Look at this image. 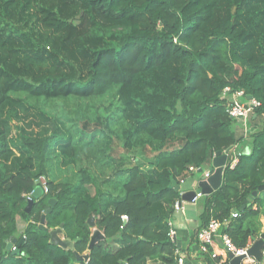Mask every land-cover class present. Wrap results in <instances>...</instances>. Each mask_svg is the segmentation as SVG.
I'll return each mask as SVG.
<instances>
[{
  "label": "trees",
  "instance_id": "obj_1",
  "mask_svg": "<svg viewBox=\"0 0 264 264\" xmlns=\"http://www.w3.org/2000/svg\"><path fill=\"white\" fill-rule=\"evenodd\" d=\"M14 23L21 27L12 33L1 26ZM225 89L259 102L247 120L259 126L249 136L250 151L227 162L221 187L203 196L196 233L212 218L236 248H245L264 219V189L239 211L264 185V0H0V244L17 238L0 264H73L74 252L88 255L80 264H174L178 247L167 221L180 197L172 182L179 185L190 167L204 168L243 139L221 98ZM13 95L110 97L123 148L150 146L155 156L148 163L135 157L127 166L106 161L115 168L101 183L86 168L72 185L48 179L26 213L27 197L46 176L54 136L19 129L14 155L4 116L19 103ZM93 138L66 142L72 154L87 155L99 147H90ZM49 199L55 204L45 227L62 225L72 251L49 244L48 231L38 228ZM90 218L105 240L89 251ZM18 220L26 224L22 234ZM205 264L214 261L205 256Z\"/></svg>",
  "mask_w": 264,
  "mask_h": 264
},
{
  "label": "rangeland",
  "instance_id": "obj_2",
  "mask_svg": "<svg viewBox=\"0 0 264 264\" xmlns=\"http://www.w3.org/2000/svg\"><path fill=\"white\" fill-rule=\"evenodd\" d=\"M1 26L9 33L14 32L12 30L15 26L21 27L15 23L11 27L7 24ZM22 28L26 32V29ZM30 32L29 29L28 33ZM12 98L19 100V103L8 105L4 110V116L11 127L12 139L16 141L12 148L14 155H19L17 148L19 143L15 139L19 129L33 135L54 136L51 151L44 161L46 176L39 179L43 188L46 187L48 179L75 184L80 168L91 170L100 182L115 168L107 169L104 165L106 161L111 160L114 165L120 162L121 165L127 166L135 157H138L140 162L148 163L155 156L150 146L135 145L129 152L123 148V141L119 137L121 129L116 123L117 105L110 97L85 102L74 99L33 100L22 95H13ZM13 109L18 111V117H14ZM90 135L95 137L90 147L93 143L99 147L90 150L92 152H87V155L80 152L77 155L72 154L70 144L66 142L67 138L71 136L75 142L81 137L82 142H85L89 141ZM108 141L111 143L109 148ZM100 170L104 173L101 174Z\"/></svg>",
  "mask_w": 264,
  "mask_h": 264
},
{
  "label": "water",
  "instance_id": "obj_3",
  "mask_svg": "<svg viewBox=\"0 0 264 264\" xmlns=\"http://www.w3.org/2000/svg\"><path fill=\"white\" fill-rule=\"evenodd\" d=\"M247 99H251V97H247ZM230 151H231V148L227 149L224 152L219 151L214 154L211 160V163H210L209 171H208L210 174L209 177L206 179L202 177V179L198 182L196 190L183 192L181 195V201L186 202V203H191L197 193H200L202 196H207L217 191L221 187L222 181H223V172L226 167L227 159H228V155ZM197 172L201 173L202 171L201 169H198ZM171 186L174 187L176 192L179 191V185H177L175 182H172ZM262 189H264V185L260 186L258 188V191L253 192L248 197L244 205L240 207L239 211H243L245 207H247L252 202V200L257 196V193ZM42 193H43V190H42V187L40 186V182L36 181V187L32 191L31 198L29 199V202L24 209L26 213L29 212V209L32 206L34 200L40 198L42 196ZM54 204H55L54 199L48 200V204L45 207L41 215L38 228L43 231H48L49 244L59 247L60 249H63V250L72 251L74 248V242L69 239L64 238L62 225L52 230H47V228L45 227V217L47 214L51 212V209L54 206ZM87 223L93 229L92 235L90 237L89 245H88V250L90 251L97 242L105 240V237L99 230L94 228V221L92 218L88 219ZM251 241L252 243L250 247L246 250V253L243 255L235 256L232 252H227L228 264H242L243 260H246L247 257L253 259L255 262L254 264H258L261 258L263 257L264 231H262L258 237H251ZM21 242H22V239L19 241L18 244H20ZM15 243H17V238H14L7 243L6 250L10 251L12 246L15 245ZM13 254L18 255L19 252L14 251ZM74 254H75L76 260L79 262H85L88 260L87 254L78 255L75 252Z\"/></svg>",
  "mask_w": 264,
  "mask_h": 264
},
{
  "label": "built area",
  "instance_id": "obj_4",
  "mask_svg": "<svg viewBox=\"0 0 264 264\" xmlns=\"http://www.w3.org/2000/svg\"><path fill=\"white\" fill-rule=\"evenodd\" d=\"M228 89H225L222 93V99H225L227 102V113L231 119H234L236 121L246 122L251 115H253L254 110L259 107V102H257L254 99H247L244 96V92L239 90L231 95L227 94ZM238 155V154H237ZM189 173H195L197 172L196 169L190 167L188 170ZM209 172H205L203 174V178L206 179L209 177ZM47 190L44 189V192ZM183 192L179 193V199L176 200L173 204V211L179 212L182 210V203L181 201V195ZM203 197L200 193H197L195 197L193 198L191 203H195L199 198ZM29 200L30 198L27 197ZM237 212H234L231 214V217H236ZM167 225L169 227L168 231V237L170 240L175 244V236L176 232L173 228L172 221L168 220ZM222 224L215 220L210 219L208 224L200 229L196 233V242L198 245V250L200 255L205 260V256H208L212 261H214V264H228L227 259V252H232L235 256L243 255L246 253V250L250 247L252 241L249 240L247 246L245 248H236L231 241V239L225 235L221 234L219 232L220 227ZM25 237L22 236V240ZM11 250H16V246L13 245ZM175 261L174 264H195L191 262L187 257L181 253L179 248L175 249ZM264 255V253H263ZM254 260L251 258H248L246 260H243L242 264H254ZM259 264V263H258Z\"/></svg>",
  "mask_w": 264,
  "mask_h": 264
},
{
  "label": "crops",
  "instance_id": "obj_5",
  "mask_svg": "<svg viewBox=\"0 0 264 264\" xmlns=\"http://www.w3.org/2000/svg\"><path fill=\"white\" fill-rule=\"evenodd\" d=\"M222 97V96H221ZM253 118L255 116H252ZM259 126V122L249 123L236 121L234 125V131L237 137H242L243 139L236 143L232 148L228 155L227 162L230 160L233 164L236 163V155L237 153H248L250 151V134L254 132ZM210 164H207L204 168L201 169V173H191L184 180L180 181L179 184V193L186 192L191 190H196L198 182L202 179L203 174L209 171ZM204 199L203 197L199 198L195 203H182V210L179 212H174L169 216L168 220L172 221L173 228L175 229L176 236V244L180 249L181 253H183L187 259L195 264H205V260L200 255L198 250V245L196 242V230L198 229L200 222L199 216L202 212ZM260 222L262 223L261 232L264 231V219L260 218ZM18 233L22 234L23 230L26 226L24 222L18 220ZM195 236V237H194ZM259 236V235H258ZM256 236V237H258ZM8 242H4L0 244V254L6 250V245ZM73 264H80L79 261L76 260Z\"/></svg>",
  "mask_w": 264,
  "mask_h": 264
}]
</instances>
